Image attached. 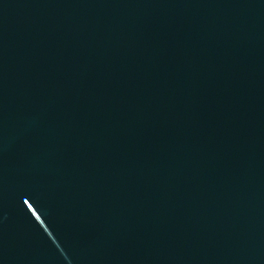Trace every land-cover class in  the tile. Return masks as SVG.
I'll use <instances>...</instances> for the list:
<instances>
[{"label": "water", "instance_id": "1", "mask_svg": "<svg viewBox=\"0 0 264 264\" xmlns=\"http://www.w3.org/2000/svg\"><path fill=\"white\" fill-rule=\"evenodd\" d=\"M0 264H264V0H0Z\"/></svg>", "mask_w": 264, "mask_h": 264}]
</instances>
